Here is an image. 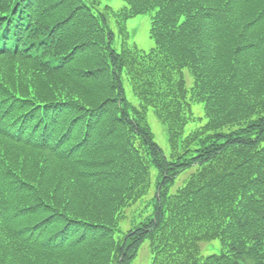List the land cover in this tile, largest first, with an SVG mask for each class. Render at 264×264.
<instances>
[{
	"label": "trees",
	"instance_id": "trees-1",
	"mask_svg": "<svg viewBox=\"0 0 264 264\" xmlns=\"http://www.w3.org/2000/svg\"><path fill=\"white\" fill-rule=\"evenodd\" d=\"M124 3L0 0V264H264V0Z\"/></svg>",
	"mask_w": 264,
	"mask_h": 264
},
{
	"label": "rangeland",
	"instance_id": "rangeland-1",
	"mask_svg": "<svg viewBox=\"0 0 264 264\" xmlns=\"http://www.w3.org/2000/svg\"><path fill=\"white\" fill-rule=\"evenodd\" d=\"M101 4L105 7L109 8L110 13V24L109 27L115 36L114 47L119 50L121 46L124 44L125 46H136L139 49L148 51L153 45V40L150 37V16L149 14H139L133 17H130L126 20H122L120 15H118L121 8L125 5L124 0H100ZM123 42V43H122ZM186 80L188 85H190L191 76L186 74ZM130 89H128V94ZM134 103H138L137 100H134ZM193 111L196 116H201L203 114L202 104H194ZM147 121L151 127V130L154 134L155 140L159 143V145L163 148L165 154H169L170 145L168 142V134L167 129L160 122L156 113L151 108H148L147 113ZM198 123H192L191 126H195ZM189 171L181 174L187 175ZM180 176V177H181ZM157 177L156 170H153L152 184L149 188V191L146 195H144L136 204L135 209L132 211V215H134V222H137L142 214L150 213L153 208V203L149 197V195H153L155 193V180ZM130 226L128 221L122 220L120 222V232L116 233V236H119L124 230H126ZM201 253L203 255H207L210 253H217L220 251V241L218 239H214L210 242H202L200 243ZM151 260V255L149 251L148 243L145 242L139 249V252L136 258L132 261L131 264H149Z\"/></svg>",
	"mask_w": 264,
	"mask_h": 264
}]
</instances>
